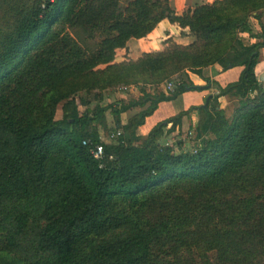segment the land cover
<instances>
[{"label": "trees", "instance_id": "obj_1", "mask_svg": "<svg viewBox=\"0 0 264 264\" xmlns=\"http://www.w3.org/2000/svg\"><path fill=\"white\" fill-rule=\"evenodd\" d=\"M163 18L194 40L113 61L129 37ZM261 18L264 0H212L181 13L169 0H0V264H264V81L254 73ZM79 30L98 35L94 49L81 46ZM210 64L242 68L220 85L200 74ZM188 71L217 89L207 104L138 134L159 102L197 89ZM168 74L169 90L145 89L156 83L140 77ZM130 83L139 95L78 111L79 93ZM226 95L238 98L229 116ZM130 107L139 109L122 123ZM191 110L201 115L199 142L163 145ZM108 116L114 139L103 142ZM97 142L99 159L90 151Z\"/></svg>", "mask_w": 264, "mask_h": 264}, {"label": "crops", "instance_id": "obj_2", "mask_svg": "<svg viewBox=\"0 0 264 264\" xmlns=\"http://www.w3.org/2000/svg\"><path fill=\"white\" fill-rule=\"evenodd\" d=\"M212 0H169L170 5L174 8L177 13H181L188 6H193L194 4H201V2H210ZM254 21H249L252 28V33H256L261 29L260 22L256 18L252 17ZM261 21L264 23V18H261ZM243 42H252L256 40L255 36H250L247 32H241ZM146 36L150 35L149 40L143 39V36L140 37H129L125 42V47L117 48L114 62L124 61L126 59H136L145 51H161L164 48V43L160 44L162 38L171 37L175 42L180 44L191 43L194 40V36L189 32V28L181 27L176 22H171L167 18H163L153 30H150L145 34ZM159 43V44H158ZM160 45V47L158 46ZM119 53V57L117 54ZM242 65L235 66L232 68L221 69L218 64H210L203 66L200 69L201 76H207L218 82L220 85H225L226 83L233 82L237 79L238 74ZM255 77L261 81L264 78V48L260 49L259 59L254 68ZM188 76L191 82L195 86L206 85L209 82H205L198 75L188 71ZM131 87L132 96H137L140 94L137 87L133 84H126ZM125 85V86H126ZM150 90V85L147 87ZM217 91L216 88L212 87L211 84L208 87L196 90H185L178 94L175 98L170 100L161 101L155 107L152 113L148 114L144 118V122L137 127V133L145 135L150 128H152L157 122L165 119V117L172 115L180 110L187 109L188 107H198L203 106L205 100L209 94L212 95L213 92ZM115 96L114 100H124L128 98L127 95H124L122 91H118L115 88L111 89V98ZM138 107L127 108L126 111L120 114V121L125 123L127 117L136 112ZM197 111L191 110L188 111L181 117V125H176L175 129L182 128V124L189 122L191 124L196 123ZM170 125V123L168 124ZM175 131V130H174Z\"/></svg>", "mask_w": 264, "mask_h": 264}, {"label": "rangeland", "instance_id": "obj_3", "mask_svg": "<svg viewBox=\"0 0 264 264\" xmlns=\"http://www.w3.org/2000/svg\"><path fill=\"white\" fill-rule=\"evenodd\" d=\"M249 20L254 21L252 17H250ZM76 36H77L81 46H83L86 49H91V50L94 49V47H95L94 43H95L96 39L98 38V35L94 36L93 38H91V37L86 38V36H87L86 33L79 30V31H77ZM149 36L150 35H148V36L144 35L143 39L149 40L150 39V38H148ZM239 36L242 38V34L240 32H239ZM168 39L174 41L171 37H166V38L164 37L161 39L162 41L160 42V44H163ZM244 39H242V40H244ZM164 45H166V44L164 43ZM158 46L160 47V45H158ZM115 55H116V51L114 54V58H115ZM117 56L118 57L120 56L119 53L117 54ZM103 65L104 64H101L100 66L102 67ZM144 75H141L140 77H142V79L151 81V83L152 82L156 83L152 86L150 85V87L158 89V90L172 89V88L167 87L166 82L167 81H175V75L174 74H171V75L168 74V75L164 76V79L161 80L160 82H158V80L160 79V77H158V76H155V75L144 76ZM261 81H264V78L261 79ZM140 85H142V84H139V86ZM120 86H124V85H120ZM133 86H135V85H133ZM143 86L145 87V89H147L148 84H145ZM119 87H116L115 89L118 91H122V93L124 95H127V97H133L132 94H130V92H131L130 88L131 87L127 86L126 90H124V89L119 90ZM173 87H174V85H173ZM137 90L139 92V87H137ZM78 97H80L81 99L80 100L77 99L76 96H75V99H76L78 111L80 113L83 112V110H85V108H88V107L90 108L93 105H95L96 103H99L102 105L107 104V103H111V100H113L115 98V96H113V95H112L113 98H111V87L110 88H104V89L91 90L88 93L81 92V93H79ZM81 100H84L86 102L89 101L88 106H85L83 103H79V102H82ZM237 100H238V98L227 96V95L220 97V107L224 110V115L229 116V114L231 113V110L233 109V107H235ZM61 105H62V102L59 101L54 106V111H53V117L54 118H59L61 116V113H62ZM108 120H109L108 123H110V124H108L106 128L100 129V132H99L100 133V139L103 142H111L112 139H114V137L111 136V133L113 130L111 129V122H110L109 116H108ZM197 121L198 122L201 121V115H199L198 118L196 117V123L191 124L189 122H186L185 124H182V126H183L182 128H180L178 130L173 129L171 132L166 133L165 136L162 137L161 143L163 145H165V144L169 145L173 151H180V150H185V149L189 150V149L193 148V146L199 142V140L195 137L196 130L194 129V127H196V125H197ZM180 125H181V123H180ZM206 135H207V137H210V136H212V133L207 132ZM207 254H210V253L207 252Z\"/></svg>", "mask_w": 264, "mask_h": 264}, {"label": "built area", "instance_id": "obj_4", "mask_svg": "<svg viewBox=\"0 0 264 264\" xmlns=\"http://www.w3.org/2000/svg\"><path fill=\"white\" fill-rule=\"evenodd\" d=\"M166 83H167L168 88H172L175 81H167ZM126 88H127V85L126 86H120L119 90H122V89L126 90ZM119 134H120V130H118L115 135H119ZM111 136L114 137V134L111 133ZM90 151H91V154L94 158L99 159L102 156V145H101V143L100 142L94 143L93 146L91 147Z\"/></svg>", "mask_w": 264, "mask_h": 264}, {"label": "water", "instance_id": "obj_5", "mask_svg": "<svg viewBox=\"0 0 264 264\" xmlns=\"http://www.w3.org/2000/svg\"><path fill=\"white\" fill-rule=\"evenodd\" d=\"M209 85H210V83H207L206 85L196 86V87H197L198 89L201 90L202 88L208 87ZM210 96H211V94H209V95L207 96V98H206V100H205V103H204L203 105L207 104V102L209 101Z\"/></svg>", "mask_w": 264, "mask_h": 264}]
</instances>
